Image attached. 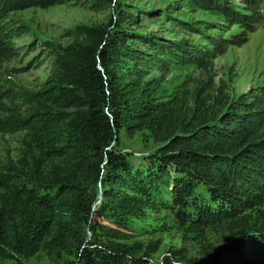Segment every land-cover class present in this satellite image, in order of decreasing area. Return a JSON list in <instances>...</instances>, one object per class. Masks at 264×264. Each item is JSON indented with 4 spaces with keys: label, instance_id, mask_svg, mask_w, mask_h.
<instances>
[{
    "label": "trees",
    "instance_id": "obj_1",
    "mask_svg": "<svg viewBox=\"0 0 264 264\" xmlns=\"http://www.w3.org/2000/svg\"><path fill=\"white\" fill-rule=\"evenodd\" d=\"M91 1L98 7L113 2ZM32 3L45 9L63 1L0 0V42L14 30L2 11L27 9ZM80 31L85 43L54 48L55 70L39 91L20 90L6 104L0 102V127L24 135L21 158L0 171V259L32 258L43 251L61 256L75 249L76 264H147L131 258L132 248L86 243L76 226L80 219L91 225L89 191L102 173L93 161L101 159L108 167L105 211L123 217L154 210L165 204L159 186L168 187L173 207L185 210L195 205L202 187L209 201L197 202L193 215L179 216L195 232L218 224L234 236L232 245L213 250L212 264H264V87L251 97L217 100V108L200 91L192 106L187 93L159 102L152 94L158 87L146 81L148 60L106 28ZM177 48L184 52L182 45ZM188 55L193 65L209 67L210 54ZM78 72L89 76L103 95L111 118L104 106L86 104ZM73 124L82 127L81 144L66 134ZM122 129L129 137L147 130L164 144L150 160L151 174L131 175L130 161L107 149V138L101 145L92 142V136ZM164 264L180 263L167 258ZM186 264L208 263L196 259Z\"/></svg>",
    "mask_w": 264,
    "mask_h": 264
},
{
    "label": "rangeland",
    "instance_id": "obj_2",
    "mask_svg": "<svg viewBox=\"0 0 264 264\" xmlns=\"http://www.w3.org/2000/svg\"><path fill=\"white\" fill-rule=\"evenodd\" d=\"M62 1L45 9L32 3L27 9L12 11L8 7L2 11V19L14 25L15 31L6 32L0 42V102L6 104L20 90L39 91L55 70L54 48L85 43L86 37L80 31L85 27L106 28L115 35L113 38L120 35V41L134 50V54L144 62L148 60L151 69L146 81L153 80L158 87L152 94L159 102L187 93L192 106L195 94L200 91L217 108V100L251 97L264 87V0H113L112 4L101 7L91 0ZM18 32L21 33L17 35ZM136 42L139 45H134ZM179 45L184 52L178 50ZM169 48L177 55H169ZM189 53L210 54L209 67L190 63ZM76 76L83 86L81 95L86 104L104 106L103 111L111 118L112 112L103 105V95L90 83V77L84 72ZM81 128L80 124H73L66 129L68 137L78 144L83 139ZM23 137L21 132L7 133L0 127V171L21 158ZM91 138L97 145L107 138L106 148L130 161L131 175L151 174L150 160L164 145L147 130L134 137L122 129ZM93 162L102 169L100 180L89 191L94 216L91 225L83 219L76 220L86 243L99 246L113 243L132 248L131 258L142 259L147 264H164L167 258L180 264L196 259L212 264L215 248L233 244L234 236L225 226L214 224L203 233L195 232L190 222L180 218L182 213L193 215L197 202L205 205L209 201L202 187L198 189V199L193 201L195 205L185 210L173 207L168 187L159 186L165 204L159 203L154 210L113 216L111 211L104 210L107 205L104 190L109 186L107 161ZM77 261L78 253L74 249L61 256L47 251L32 258L16 255L14 259H0V264H76Z\"/></svg>",
    "mask_w": 264,
    "mask_h": 264
}]
</instances>
